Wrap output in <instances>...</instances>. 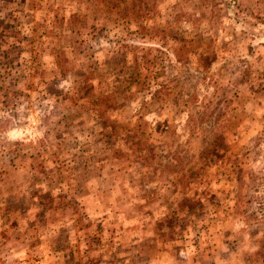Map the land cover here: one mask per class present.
<instances>
[{
  "label": "rangeland",
  "instance_id": "rangeland-1",
  "mask_svg": "<svg viewBox=\"0 0 264 264\" xmlns=\"http://www.w3.org/2000/svg\"><path fill=\"white\" fill-rule=\"evenodd\" d=\"M0 264H264V0H0Z\"/></svg>",
  "mask_w": 264,
  "mask_h": 264
}]
</instances>
